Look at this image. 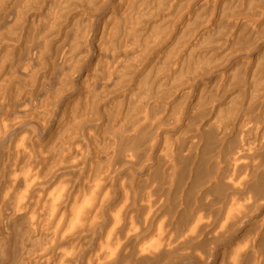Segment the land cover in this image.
Wrapping results in <instances>:
<instances>
[{
	"label": "bare ground",
	"instance_id": "1",
	"mask_svg": "<svg viewBox=\"0 0 264 264\" xmlns=\"http://www.w3.org/2000/svg\"><path fill=\"white\" fill-rule=\"evenodd\" d=\"M183 1L0 0V264H264V0Z\"/></svg>",
	"mask_w": 264,
	"mask_h": 264
},
{
	"label": "rangeland",
	"instance_id": "2",
	"mask_svg": "<svg viewBox=\"0 0 264 264\" xmlns=\"http://www.w3.org/2000/svg\"><path fill=\"white\" fill-rule=\"evenodd\" d=\"M69 1H71V0H69ZM72 1H76V2H74L75 4L67 9V11L62 16L63 17L61 19L62 21L60 23H58V25L60 24L61 28H59L57 26L58 28L55 27L54 28L55 30L53 29L51 32H48L49 35L48 34H46V35L43 34L44 39L46 37V40H63L64 36H66L65 34H67V32L69 33V31L71 29L74 30V31H77V30H75V28L80 30L81 27H84L83 26L84 20H82L83 19V15L82 14H84L85 16L89 15L88 17L92 18L91 28H92V30L94 32L93 34L98 33V31L96 30L98 22L101 21V19L103 17L102 15L104 14V11L106 10V8H108V9L111 8V6H112V4L114 2V0H109V1L106 0L107 3L105 4L104 3L105 0H104L103 1L104 4H100L99 0H72ZM187 2H188L187 0L183 1V3H187ZM141 5H143L142 2L140 3V5L138 3H135L129 9V13L136 12L140 8ZM143 7H145V5ZM36 10H37V8L33 7L30 11H28V13L31 14L33 11H36ZM200 13H202V11ZM177 18L179 19V21L181 20L179 15L175 14L173 12V10H168V8L166 7V8H163V9H160V10H157V11L153 12L146 20L144 19V21L141 22L140 25L136 27V31L138 33H141V35H143L145 37V36H149L148 34L152 33V28L155 27L159 31H160V29L162 31L159 40H176L177 37H178L179 32L177 31V33H175V31H172V29H171L172 27L170 28L169 26H170V24H173V21L176 20ZM118 22L119 21H117V23ZM20 25H21L20 23L17 24L16 28L14 29V34H13V37H12L13 40H16L17 37H18L20 28L22 27V25L21 26ZM117 26L118 27L120 26L119 27L120 30L122 32H124V29H123L124 23H123V21H121V23L119 22V25H117ZM118 27H117L118 31H116L117 34L121 32ZM40 28H41L40 29L41 33H43L45 31L44 28L42 26ZM201 28L202 27H200L199 29H201ZM66 29H69V30H66ZM64 32H65V34H63ZM93 34L89 37L90 40L92 39L91 37H93ZM248 43L250 45H248ZM248 43H245V45H243V47H242L243 49L241 48L239 51H237V55H238L237 58H239L241 60L242 59H248L250 56H252V57L253 56H258V59L260 57L264 58V53H262L263 49H260V46H259V44L262 43V42H260L259 44H257V43L251 44L252 41H251V43L250 42H248ZM263 43H264V41H263ZM171 46L172 45H170V47ZM155 60L156 59L153 60L151 65H153ZM240 64H239L240 67L244 66L243 63H240Z\"/></svg>",
	"mask_w": 264,
	"mask_h": 264
}]
</instances>
